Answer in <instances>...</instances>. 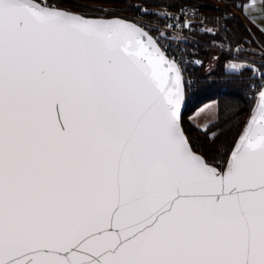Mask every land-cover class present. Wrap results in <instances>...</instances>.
I'll return each instance as SVG.
<instances>
[{
    "label": "snow or ice",
    "instance_id": "1",
    "mask_svg": "<svg viewBox=\"0 0 264 264\" xmlns=\"http://www.w3.org/2000/svg\"><path fill=\"white\" fill-rule=\"evenodd\" d=\"M100 11L0 0V264H264V84L230 142L195 141L185 102L233 80Z\"/></svg>",
    "mask_w": 264,
    "mask_h": 264
},
{
    "label": "trees",
    "instance_id": "2",
    "mask_svg": "<svg viewBox=\"0 0 264 264\" xmlns=\"http://www.w3.org/2000/svg\"><path fill=\"white\" fill-rule=\"evenodd\" d=\"M246 1L230 0L239 10L242 8L237 5H243ZM51 2L53 4L58 3L61 8L85 12L90 16H104V13L100 10L108 7V16L118 14L129 19H135L140 16L150 19V15L145 14L149 12H141V10L151 5H166L170 8L185 4L198 6L205 14L207 20L221 22L222 25V28L213 35H197L200 41L196 44L199 50L198 56L202 59H207L210 49L216 48L215 43L225 46V50L221 48L222 56H228L226 53L227 44L248 43L252 46L248 60L254 61L255 67H244L252 69L251 72H243L244 79H241L240 75L231 76L230 74L233 71L223 68L222 56L212 70H207L204 67L193 68L191 72L193 79L204 76L208 81L230 78L233 82L226 86L204 88L201 91H197L194 95H190L186 101L183 114L184 127L193 140L200 142L208 139L204 135V132L207 131L209 137H216L215 142L218 146L226 145L240 131L254 102V93L249 88L250 81L255 77H253L252 72L257 73L260 66L264 65V52L256 53L252 35L264 46V33L250 24L248 28L245 27L241 19L227 4L221 0H51ZM187 49L189 48L187 47ZM209 73L213 75H208ZM210 100L216 102V118L204 128H201L192 120H189V116L198 107Z\"/></svg>",
    "mask_w": 264,
    "mask_h": 264
},
{
    "label": "built area",
    "instance_id": "3",
    "mask_svg": "<svg viewBox=\"0 0 264 264\" xmlns=\"http://www.w3.org/2000/svg\"><path fill=\"white\" fill-rule=\"evenodd\" d=\"M227 4L230 9L241 19L244 26L248 28L247 21L242 15L241 10L235 7L230 0H221ZM148 11L149 13H155L157 15H150V19L145 17H137L133 19L134 22L143 21L145 24L150 25L153 28L159 29L161 33L167 32L171 38L173 45L172 50L176 51V46L179 45V53H182V58L185 60L187 72L185 73V79H193L191 74L193 68H201L204 65V59L198 56L197 45L200 41L197 35L207 34L213 35L217 33L221 28V22H211L207 20L203 11L196 5L185 4L176 8H170L166 5H151L142 8L141 12ZM183 13V15H182ZM171 17L172 19H168ZM180 22L181 25L188 23L192 25L190 28L176 27L173 28L170 25ZM153 35H156L154 32ZM252 35V34H251ZM254 45L256 47V53L264 51V46L258 42V40L252 35ZM187 47L189 49H187ZM252 46L248 43H229L226 47V53L230 57H247L250 56ZM202 61V66L196 64L195 61ZM191 74V75H190ZM264 81L260 80L259 71L255 77L250 81L249 88L256 95L257 91L255 86L263 84Z\"/></svg>",
    "mask_w": 264,
    "mask_h": 264
},
{
    "label": "rangeland",
    "instance_id": "4",
    "mask_svg": "<svg viewBox=\"0 0 264 264\" xmlns=\"http://www.w3.org/2000/svg\"><path fill=\"white\" fill-rule=\"evenodd\" d=\"M253 4H255V9L251 8ZM243 5L244 7L241 9V12L243 17L245 18V21H247L248 26L249 24L255 26L262 33H264V18H260V17H264V11H260L261 8L260 0H247L246 2L243 3ZM108 9H109L108 7H105L103 10H108ZM249 12L251 14V17H254V19L249 17L248 15ZM114 15H118V14H114ZM221 56L222 55L220 49L211 48L209 52V57L207 59H204L205 62L203 67L207 70H212L217 65L218 60L221 58ZM232 63L238 64L243 68L255 67L254 61L248 60V58L245 56L243 57L222 56V64L225 70L233 71L231 68ZM190 116L197 126L204 128L209 122L213 121L216 118V102L214 100H210L202 104Z\"/></svg>",
    "mask_w": 264,
    "mask_h": 264
},
{
    "label": "water",
    "instance_id": "5",
    "mask_svg": "<svg viewBox=\"0 0 264 264\" xmlns=\"http://www.w3.org/2000/svg\"><path fill=\"white\" fill-rule=\"evenodd\" d=\"M93 17H102V16H93ZM112 17L126 18V17L120 16V15L108 16V18H112ZM127 19H129V18H127ZM129 20H131V19H129ZM131 21H133V20H131ZM263 84H264V83H263ZM256 97L258 98V92H257V94H256ZM254 103H255V101L253 102L252 106H254ZM185 105H186V102H185ZM185 105H184V109H185ZM250 110H251V109H250ZM249 115H250V111H249V114H248L247 118L245 119V122H246L247 119L249 118ZM245 122H244V124H245ZM244 124H243V126H244ZM243 126H242V127H243ZM241 129H242V128H241Z\"/></svg>",
    "mask_w": 264,
    "mask_h": 264
},
{
    "label": "crops",
    "instance_id": "6",
    "mask_svg": "<svg viewBox=\"0 0 264 264\" xmlns=\"http://www.w3.org/2000/svg\"><path fill=\"white\" fill-rule=\"evenodd\" d=\"M215 47H216V49H220L221 50V48H223L224 50H225V46L224 45H220V44H217L216 45V43H215ZM192 120V119H191ZM193 121V120H192ZM194 122V121H193ZM195 123V122H194Z\"/></svg>",
    "mask_w": 264,
    "mask_h": 264
}]
</instances>
